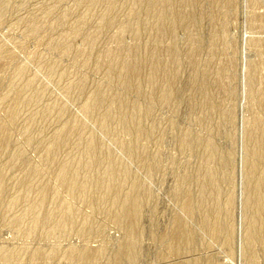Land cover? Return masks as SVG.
Returning a JSON list of instances; mask_svg holds the SVG:
<instances>
[{"label":"rangeland","instance_id":"rangeland-1","mask_svg":"<svg viewBox=\"0 0 264 264\" xmlns=\"http://www.w3.org/2000/svg\"><path fill=\"white\" fill-rule=\"evenodd\" d=\"M263 97L264 0H0V264H264Z\"/></svg>","mask_w":264,"mask_h":264},{"label":"bare ground","instance_id":"bare-ground-1","mask_svg":"<svg viewBox=\"0 0 264 264\" xmlns=\"http://www.w3.org/2000/svg\"><path fill=\"white\" fill-rule=\"evenodd\" d=\"M152 68L153 69H151L149 72L151 77L153 74L155 75L156 73H160L161 68H159L158 66L152 67ZM128 73L129 74L132 73V70L127 68V72L124 70V71L120 72L119 76L125 77V76H128ZM111 79H112L111 75L109 77H107L105 80L106 84H110ZM169 95L170 94L164 95L163 101H166L167 99H169L170 98ZM262 96H263V94H262ZM132 99H133V101H137L139 99V97H132ZM117 104H120V103H118V101H116L114 103V105L111 107L110 111L106 113V116H110L112 114L113 108L115 105L117 106ZM85 109L87 112L94 111V109L89 105H87L85 107ZM262 123L260 122V120L255 122L254 128L256 129V131L259 132V137H260L259 139L261 141H260V144L258 146L259 148L255 149L254 151L252 150L253 152H250L248 154V158H247L248 164H246L247 165V168H246V174H247L246 179L247 180L246 181L248 182V184H250L252 186V190L249 193V196L247 197L248 199H247L246 204H245L246 205L245 206L246 213L248 214V216L249 215L251 216L250 233L248 232L250 235L248 238V242L255 241V243H257L258 241L260 243V241H261L260 239L264 238V237H262L263 236L262 233L264 234V232H262L263 229L261 227L260 228L262 230H260V231L262 233L258 232L259 231L258 226H261L264 222V126L262 125ZM74 129H76V127H74ZM257 145H258V143H257ZM255 148H256V146H255ZM67 173L64 170L60 176V178H61L60 180L64 181L63 179L66 177ZM259 224H261V225H259ZM262 227L264 228V224ZM263 244H264V241H263ZM252 246H253V244H252Z\"/></svg>","mask_w":264,"mask_h":264}]
</instances>
